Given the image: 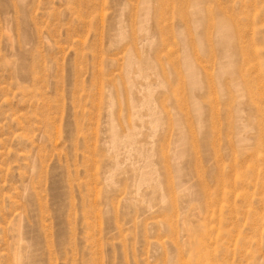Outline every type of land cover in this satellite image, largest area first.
Instances as JSON below:
<instances>
[{
    "label": "rangeland",
    "instance_id": "374dc122",
    "mask_svg": "<svg viewBox=\"0 0 264 264\" xmlns=\"http://www.w3.org/2000/svg\"><path fill=\"white\" fill-rule=\"evenodd\" d=\"M0 264H264V0H0Z\"/></svg>",
    "mask_w": 264,
    "mask_h": 264
}]
</instances>
